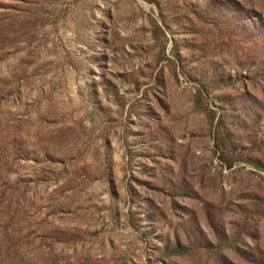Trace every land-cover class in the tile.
<instances>
[{
    "label": "rangeland",
    "instance_id": "1",
    "mask_svg": "<svg viewBox=\"0 0 264 264\" xmlns=\"http://www.w3.org/2000/svg\"><path fill=\"white\" fill-rule=\"evenodd\" d=\"M0 264H264V0H0Z\"/></svg>",
    "mask_w": 264,
    "mask_h": 264
}]
</instances>
